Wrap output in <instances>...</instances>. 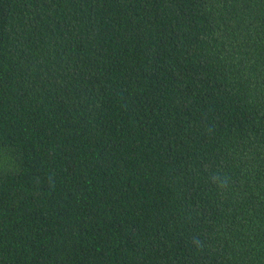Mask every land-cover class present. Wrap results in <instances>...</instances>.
<instances>
[{"label": "trees", "instance_id": "1", "mask_svg": "<svg viewBox=\"0 0 264 264\" xmlns=\"http://www.w3.org/2000/svg\"><path fill=\"white\" fill-rule=\"evenodd\" d=\"M0 264H264V0H0Z\"/></svg>", "mask_w": 264, "mask_h": 264}]
</instances>
